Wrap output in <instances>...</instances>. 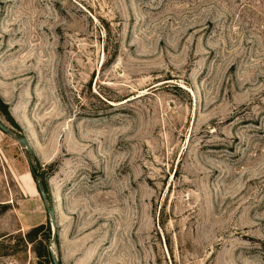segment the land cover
<instances>
[{
    "label": "rangeland",
    "instance_id": "374dc122",
    "mask_svg": "<svg viewBox=\"0 0 264 264\" xmlns=\"http://www.w3.org/2000/svg\"><path fill=\"white\" fill-rule=\"evenodd\" d=\"M0 119V264H264V0H0Z\"/></svg>",
    "mask_w": 264,
    "mask_h": 264
},
{
    "label": "water",
    "instance_id": "95a60500",
    "mask_svg": "<svg viewBox=\"0 0 264 264\" xmlns=\"http://www.w3.org/2000/svg\"><path fill=\"white\" fill-rule=\"evenodd\" d=\"M0 130L10 136H12L16 141H18L19 143H21L27 153H31L32 149L31 146L29 144V141L27 139L26 136L24 135H15L12 133L11 129L0 119ZM34 179H35V184L36 187L38 189V193L41 197V200L44 204L45 210L48 214V218H49V224L51 227V237L50 239L53 241L56 238L57 232H56V228H57V219L55 216V209L53 207L52 204H49L47 201V194L43 188V186L40 183V174L39 172H35L34 173ZM48 253H49V257L51 260L52 264H60L59 260L57 259L55 252L53 251L52 247L49 245L48 246Z\"/></svg>",
    "mask_w": 264,
    "mask_h": 264
},
{
    "label": "trees",
    "instance_id": "16d2710c",
    "mask_svg": "<svg viewBox=\"0 0 264 264\" xmlns=\"http://www.w3.org/2000/svg\"><path fill=\"white\" fill-rule=\"evenodd\" d=\"M47 255H48V257H49V253L47 252ZM50 258V257H49ZM49 262H51V260L49 261ZM60 263V262H59ZM61 264V263H60Z\"/></svg>",
    "mask_w": 264,
    "mask_h": 264
}]
</instances>
